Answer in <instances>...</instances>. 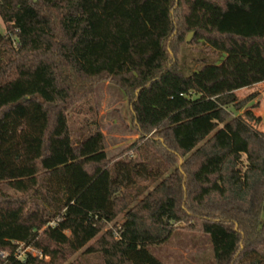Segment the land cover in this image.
I'll list each match as a JSON object with an SVG mask.
<instances>
[{
  "label": "trees",
  "instance_id": "trees-1",
  "mask_svg": "<svg viewBox=\"0 0 264 264\" xmlns=\"http://www.w3.org/2000/svg\"><path fill=\"white\" fill-rule=\"evenodd\" d=\"M0 19V264H164L177 229L264 264L262 119L234 115L264 83V0H0ZM102 82L138 135L113 158L69 123Z\"/></svg>",
  "mask_w": 264,
  "mask_h": 264
},
{
  "label": "rangeland",
  "instance_id": "rangeland-1",
  "mask_svg": "<svg viewBox=\"0 0 264 264\" xmlns=\"http://www.w3.org/2000/svg\"><path fill=\"white\" fill-rule=\"evenodd\" d=\"M0 31L7 32L1 19ZM192 50H186L185 67L197 69L200 66L197 60L201 54L194 51L195 47ZM238 97L241 101H247V105L243 110L235 111L234 115L239 116L246 110L252 111L256 117H261L262 121L257 128L264 132V83L240 90ZM95 122L100 125L103 132L108 158L120 155L138 139L131 122L127 99L109 82L98 84L93 96L78 105L69 115L74 138L79 128L86 124L90 126ZM123 217L122 214L116 222L121 223ZM151 252L164 264H214V253L209 237L200 233L192 234L185 229L175 230L167 243L152 247ZM89 259L92 264L99 262L95 256H90Z\"/></svg>",
  "mask_w": 264,
  "mask_h": 264
},
{
  "label": "built area",
  "instance_id": "built-area-1",
  "mask_svg": "<svg viewBox=\"0 0 264 264\" xmlns=\"http://www.w3.org/2000/svg\"><path fill=\"white\" fill-rule=\"evenodd\" d=\"M23 247V246H22ZM31 252L33 255H37L38 253L34 251L32 248H22V250L18 253L17 259H24L27 253Z\"/></svg>",
  "mask_w": 264,
  "mask_h": 264
},
{
  "label": "water",
  "instance_id": "water-1",
  "mask_svg": "<svg viewBox=\"0 0 264 264\" xmlns=\"http://www.w3.org/2000/svg\"><path fill=\"white\" fill-rule=\"evenodd\" d=\"M194 37V33L189 34V36L187 37V43H191V41L193 40Z\"/></svg>",
  "mask_w": 264,
  "mask_h": 264
}]
</instances>
